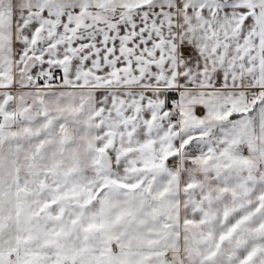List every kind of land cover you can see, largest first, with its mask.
Here are the masks:
<instances>
[{
    "label": "snow or ice",
    "instance_id": "snow-or-ice-1",
    "mask_svg": "<svg viewBox=\"0 0 264 264\" xmlns=\"http://www.w3.org/2000/svg\"><path fill=\"white\" fill-rule=\"evenodd\" d=\"M0 264H264V0H0Z\"/></svg>",
    "mask_w": 264,
    "mask_h": 264
}]
</instances>
